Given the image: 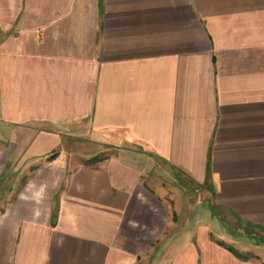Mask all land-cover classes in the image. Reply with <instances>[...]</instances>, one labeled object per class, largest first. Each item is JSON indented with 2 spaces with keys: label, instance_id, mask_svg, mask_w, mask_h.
<instances>
[{
  "label": "crops",
  "instance_id": "0c3cea01",
  "mask_svg": "<svg viewBox=\"0 0 264 264\" xmlns=\"http://www.w3.org/2000/svg\"><path fill=\"white\" fill-rule=\"evenodd\" d=\"M74 140L116 153L74 163ZM10 164L0 264H134L154 243H173L159 264H264V236L240 251L179 224L180 176L264 232V0H0Z\"/></svg>",
  "mask_w": 264,
  "mask_h": 264
},
{
  "label": "rangeland",
  "instance_id": "374dc122",
  "mask_svg": "<svg viewBox=\"0 0 264 264\" xmlns=\"http://www.w3.org/2000/svg\"><path fill=\"white\" fill-rule=\"evenodd\" d=\"M67 140V139H66ZM66 152V155L74 163L76 162H85V160H90L92 162H100L103 159H106L116 153V148L110 144L102 143L99 144L93 141L87 140H74L68 141L64 144L63 148ZM76 161V162H75ZM15 164L9 165V170L5 178L0 179V197H2L3 191L8 192V201H14L17 192L21 189V186L25 183V175L20 178L16 177L14 173ZM26 169H30L29 167ZM26 171V170H25ZM11 175V176H10ZM9 176V177H8ZM7 177V179H6ZM3 186V187H2ZM2 187V188H1ZM2 192V193H1ZM179 224L184 218H194L199 222H211L213 229L220 239L224 242H227L234 248L242 251L241 244L238 242H245L244 237L249 236H264L263 231L255 230L250 227H244L238 224L237 222L232 221L230 218H227L223 210L211 209L210 201L208 200L209 196L206 191L197 186L188 184V181L185 179L180 180L179 176ZM193 207V210L191 208ZM215 217V221L213 220ZM181 220V221H180ZM213 221V222H212ZM180 229H185V227ZM189 231L192 230L191 226H188ZM182 233H180L181 235ZM179 235V236H180ZM250 243V242H249ZM164 243H154L151 244L150 248L145 250H139L140 255L146 254V257H138L134 264H159L162 262L158 258L152 257L158 255L161 251H170L172 250L173 243H167L165 248ZM166 249V250H165ZM151 255V256H150ZM166 261V260H165ZM168 261V260H167Z\"/></svg>",
  "mask_w": 264,
  "mask_h": 264
},
{
  "label": "trees",
  "instance_id": "16d2710c",
  "mask_svg": "<svg viewBox=\"0 0 264 264\" xmlns=\"http://www.w3.org/2000/svg\"><path fill=\"white\" fill-rule=\"evenodd\" d=\"M95 162H92L90 160L86 161V164L88 165H92L94 164ZM218 244L224 248H226L227 250H229L231 253H233L236 257H242V255H240L234 248L230 247V246H226L224 243L222 242H218Z\"/></svg>",
  "mask_w": 264,
  "mask_h": 264
}]
</instances>
